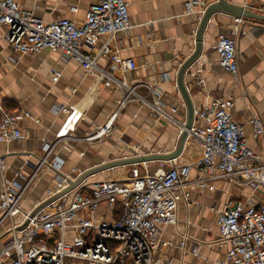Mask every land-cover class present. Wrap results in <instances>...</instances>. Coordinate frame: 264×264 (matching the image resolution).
<instances>
[{"label":"crops","instance_id":"obj_1","mask_svg":"<svg viewBox=\"0 0 264 264\" xmlns=\"http://www.w3.org/2000/svg\"><path fill=\"white\" fill-rule=\"evenodd\" d=\"M128 4L132 27L117 33L112 39L101 37L94 47L85 46L95 53L106 42L118 50L121 59H133L137 69L126 79L138 95L152 102V92L159 93L167 111L176 109L174 119L180 124L187 120V108L177 86L180 65L195 51L199 15L185 14L187 0H125ZM217 0H208L210 4ZM264 14V0H228ZM34 17L50 23L65 18L82 24L92 4L100 0H16ZM5 26H0V105L8 110L23 109L31 118L20 123L23 138L9 144H0V154L6 158V178H15L22 172L26 177L33 174V167L44 155V143H60L54 156L65 164L63 170L82 173L111 161L136 156L169 154L179 143L182 127L167 120L155 119L151 109L134 99L121 111L114 131L103 142L87 143L83 137L104 125L118 103L123 99V89L106 85L100 74H89L74 61H66L62 55L43 50L38 54H21L6 42ZM220 35L236 41L239 76L234 77L219 64L216 43ZM98 64L108 70L111 62L99 57ZM56 73H59L57 75ZM122 78L121 72L116 73ZM185 83L195 111L210 105L216 98L234 101L232 116L243 127V138L249 148L264 155V139L252 134L251 121L260 116L264 121V23L239 21L225 14L214 15L204 35L200 59L186 72ZM69 112H62L61 108ZM10 108V109H9ZM203 126L204 122L197 121ZM202 155V147L189 139L174 162L155 161L119 167L138 169L143 174L168 170L171 163L193 165ZM160 164V166L158 165ZM142 166V167H139ZM116 169V168H115ZM114 169V171H115ZM109 170L96 173L88 182L110 179ZM193 179H205V175L192 170ZM118 178V177H116ZM119 179V178H118ZM204 193L192 191V206L181 203L176 225L161 228L160 248L155 253V264H222L229 250L219 246L217 219L228 203H264V189H251L232 185L224 180L214 181ZM56 188L53 171L37 175L24 196L22 208L30 211ZM22 219L19 213L15 222ZM7 225L0 228V236ZM190 239L181 248L183 237ZM198 253L193 254L194 247Z\"/></svg>","mask_w":264,"mask_h":264},{"label":"built area","instance_id":"obj_2","mask_svg":"<svg viewBox=\"0 0 264 264\" xmlns=\"http://www.w3.org/2000/svg\"><path fill=\"white\" fill-rule=\"evenodd\" d=\"M209 5L208 0H187L185 14L199 15L201 19ZM0 26L7 28L4 38L14 51L58 53L66 61L80 64L87 73L105 77L108 87L123 89L124 97L107 122L83 137L87 143H101L111 135L121 111L134 99L147 105L155 119L185 126L174 119L176 109L170 112L165 109L159 93L152 92L149 102L129 85L126 75L137 69V63L133 59H121L110 40L95 53L83 49L94 47L101 37L112 39L132 27L125 0H100L92 4L82 24L65 18L44 23L16 0H0ZM216 51L220 66L238 77L236 41L220 35ZM99 57L110 60V69L99 66ZM117 72L123 77H117ZM233 108L232 99L216 98L195 111L188 138L200 144L202 155L193 165L171 163L168 170L154 174L133 169L127 178L95 183L86 179L65 194L62 193L70 181H77L83 174L75 169L65 173V162L53 155L66 139L44 143V155L33 167L32 175L15 173V178L25 181L23 184L6 178V158L0 154V228L7 225L0 236V264H155L161 228L177 224L180 204L188 207L193 204L192 191L204 193L216 180L252 191L264 189V155L248 147L242 125L233 119ZM60 110L69 112L64 107ZM28 118H31L28 111L8 110L0 105V144L20 141L23 138L20 123ZM197 121L204 125H196ZM251 128L255 138L264 139V121L260 116L253 117ZM193 169L206 178L193 179ZM48 170L54 173L56 188L32 210L24 211V196L37 175ZM60 194L33 215L40 205ZM19 213L22 219L15 222L14 217ZM217 225L218 245L229 246L222 264H264V203H228L219 214ZM189 239L183 237L181 248ZM192 252L197 254L198 247Z\"/></svg>","mask_w":264,"mask_h":264},{"label":"water","instance_id":"obj_3","mask_svg":"<svg viewBox=\"0 0 264 264\" xmlns=\"http://www.w3.org/2000/svg\"><path fill=\"white\" fill-rule=\"evenodd\" d=\"M216 14H225L235 19L242 20V21H257V22L264 23V14H259L253 11L251 8H246V7L235 5L229 2L228 0H217L216 2L208 6V8L206 9L205 13L202 15L200 22H199V27H198V30L196 33V39H195V42H196L195 51L184 63L180 65V68L178 71L177 86L180 90V93L185 102V106L187 108V120H186L185 126L182 128V132L179 138V143L177 145V148L169 154H154V155H145V156L125 158L121 160L111 161L109 163L100 165L96 168L90 169L88 171H85L77 179V181L75 182L70 181V186L62 194H65L75 189L84 180H86L87 178H89L90 176L96 173H100V172L107 171V170H112V169L127 166V165H139V164L155 162V161L174 162L175 160L179 158V156L182 154L186 146V143L188 141L189 130L192 128L194 124V117H195V107H194L193 101L191 99V96L188 92V89L185 83V75H186V72L200 59L202 55V51H203L205 32L207 30V27H208V24L211 18ZM62 194L52 197L47 202L40 205L33 212V215H35L38 211L44 208L51 201L59 198ZM25 226L26 225H24V227Z\"/></svg>","mask_w":264,"mask_h":264},{"label":"rangeland","instance_id":"obj_4","mask_svg":"<svg viewBox=\"0 0 264 264\" xmlns=\"http://www.w3.org/2000/svg\"><path fill=\"white\" fill-rule=\"evenodd\" d=\"M146 166H144L145 168H148L149 169V166L151 167L152 165H149L148 166V164L146 163L145 164ZM159 166H160V164H158ZM139 167H142V166H139ZM145 168H142L143 169V174L145 173ZM118 169H121V168H118ZM117 168L115 169V171H114V169H112V170H109V172H108V174L107 175H109L108 176V178H116V177H118L119 179H124V178H127V177H129V176H131V171L133 170V169H129L128 170V168H125V169H122L123 170V172L122 173H120L119 174V176H117V174L116 173H118L119 172V170H118ZM91 183V182H90Z\"/></svg>","mask_w":264,"mask_h":264},{"label":"trees","instance_id":"obj_5","mask_svg":"<svg viewBox=\"0 0 264 264\" xmlns=\"http://www.w3.org/2000/svg\"><path fill=\"white\" fill-rule=\"evenodd\" d=\"M10 109V108H9ZM11 110V109H10Z\"/></svg>","mask_w":264,"mask_h":264}]
</instances>
